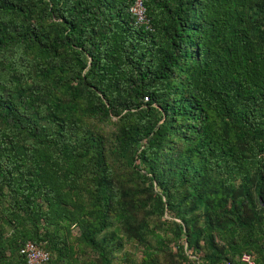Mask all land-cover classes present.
Instances as JSON below:
<instances>
[{"label": "trees", "instance_id": "1", "mask_svg": "<svg viewBox=\"0 0 264 264\" xmlns=\"http://www.w3.org/2000/svg\"><path fill=\"white\" fill-rule=\"evenodd\" d=\"M0 0V264H264V0Z\"/></svg>", "mask_w": 264, "mask_h": 264}, {"label": "built area", "instance_id": "2", "mask_svg": "<svg viewBox=\"0 0 264 264\" xmlns=\"http://www.w3.org/2000/svg\"><path fill=\"white\" fill-rule=\"evenodd\" d=\"M146 0H136L135 5L132 7V12L138 18L140 24H147L149 21L146 15L144 2ZM22 254L26 255L29 264H46L50 260V255L33 242H28ZM245 264H258L250 255L245 254L242 258Z\"/></svg>", "mask_w": 264, "mask_h": 264}, {"label": "water", "instance_id": "3", "mask_svg": "<svg viewBox=\"0 0 264 264\" xmlns=\"http://www.w3.org/2000/svg\"><path fill=\"white\" fill-rule=\"evenodd\" d=\"M263 205H264V203H263Z\"/></svg>", "mask_w": 264, "mask_h": 264}]
</instances>
